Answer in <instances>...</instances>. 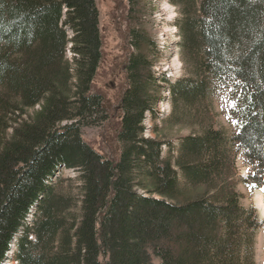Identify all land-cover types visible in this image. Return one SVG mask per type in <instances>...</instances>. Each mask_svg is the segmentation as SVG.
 Returning a JSON list of instances; mask_svg holds the SVG:
<instances>
[{"label": "trees", "instance_id": "16d2710c", "mask_svg": "<svg viewBox=\"0 0 264 264\" xmlns=\"http://www.w3.org/2000/svg\"><path fill=\"white\" fill-rule=\"evenodd\" d=\"M168 2L182 70L156 73L155 42L130 30L111 160L82 139L108 119L92 91L96 0H0V264H254L260 223L240 203L236 157L264 189V0ZM220 93L235 101L231 137L213 121ZM163 101L189 135L146 136ZM63 170L76 197L56 190Z\"/></svg>", "mask_w": 264, "mask_h": 264}, {"label": "rangeland", "instance_id": "374dc122", "mask_svg": "<svg viewBox=\"0 0 264 264\" xmlns=\"http://www.w3.org/2000/svg\"><path fill=\"white\" fill-rule=\"evenodd\" d=\"M133 1L132 5L130 0H96L102 58L92 83V91L102 96L108 119L99 126L83 128L82 139L96 152L111 160H117L119 156V144L115 138L120 118L119 103L126 86L123 66L132 52L128 40L130 30H144L155 42L159 51V57L157 53L154 64L156 73L176 77L182 70L177 49L179 38L173 26V20L178 16L177 10L169 4L168 0ZM66 56L70 58L71 53L67 51ZM232 102L226 93L218 94L212 102L215 127L223 129L228 137L237 133L239 125V121L231 115V110L234 108L231 106ZM38 109L35 107L26 113L32 116ZM169 113L167 101L159 103L156 119L147 116L144 120L146 136L174 142L178 137L189 135L190 130L170 124ZM27 115H24V118ZM234 120L238 122L235 125ZM175 147L176 144L173 145V148ZM240 153L236 157V179L238 180L236 189L241 195V205L246 209L254 210L260 223L255 236L253 261L254 264H264V224H262L264 191L248 180L250 166ZM58 177L56 190L76 197L79 186L77 173L73 170H63ZM259 199L263 203V210L258 208ZM5 264H16V262L10 258Z\"/></svg>", "mask_w": 264, "mask_h": 264}, {"label": "bare ground", "instance_id": "6f19581e", "mask_svg": "<svg viewBox=\"0 0 264 264\" xmlns=\"http://www.w3.org/2000/svg\"><path fill=\"white\" fill-rule=\"evenodd\" d=\"M258 208H261V210H263L262 208H263V203H262V201L259 199V201H258Z\"/></svg>", "mask_w": 264, "mask_h": 264}, {"label": "snow or ice", "instance_id": "6c2138e0", "mask_svg": "<svg viewBox=\"0 0 264 264\" xmlns=\"http://www.w3.org/2000/svg\"><path fill=\"white\" fill-rule=\"evenodd\" d=\"M231 106H235V101L232 102V105ZM237 123H238L237 121H235V120L233 121V124L234 125L237 124ZM261 190L264 191V189H261Z\"/></svg>", "mask_w": 264, "mask_h": 264}, {"label": "built area", "instance_id": "2783aa9c", "mask_svg": "<svg viewBox=\"0 0 264 264\" xmlns=\"http://www.w3.org/2000/svg\"><path fill=\"white\" fill-rule=\"evenodd\" d=\"M5 264V263H4Z\"/></svg>", "mask_w": 264, "mask_h": 264}]
</instances>
